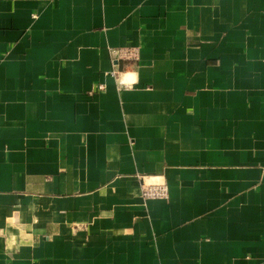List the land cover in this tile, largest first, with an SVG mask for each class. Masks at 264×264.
<instances>
[{
    "label": "crops",
    "instance_id": "obj_1",
    "mask_svg": "<svg viewBox=\"0 0 264 264\" xmlns=\"http://www.w3.org/2000/svg\"><path fill=\"white\" fill-rule=\"evenodd\" d=\"M0 264H264V0H0Z\"/></svg>",
    "mask_w": 264,
    "mask_h": 264
},
{
    "label": "built area",
    "instance_id": "obj_2",
    "mask_svg": "<svg viewBox=\"0 0 264 264\" xmlns=\"http://www.w3.org/2000/svg\"><path fill=\"white\" fill-rule=\"evenodd\" d=\"M114 53L119 55L122 59H134L137 57V50H115ZM117 71H113L112 75L115 76ZM102 88V85L99 86ZM141 194L144 199H166L169 196V189L164 182L147 183L143 181L141 186Z\"/></svg>",
    "mask_w": 264,
    "mask_h": 264
}]
</instances>
